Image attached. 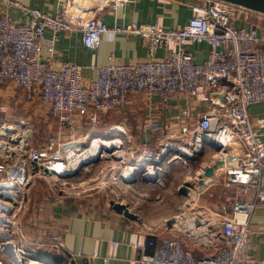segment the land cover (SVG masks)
<instances>
[{"label": "built area", "instance_id": "2783aa9c", "mask_svg": "<svg viewBox=\"0 0 264 264\" xmlns=\"http://www.w3.org/2000/svg\"><path fill=\"white\" fill-rule=\"evenodd\" d=\"M101 1L115 11L126 0ZM4 5L5 11L0 15V84L20 87L27 102L38 94L46 118L56 121L57 132L39 141L34 138L35 129L26 121H19L16 127L10 123L0 125V191L9 192L0 195V222L10 223L11 216L28 208V187L35 175L57 181L75 177L83 164L74 167L70 164V149L75 146L77 150L82 145L79 141H64L73 125L78 127L84 120L96 123L108 111L124 106L133 93L154 96L162 102L173 94L201 95L211 108L195 122L189 119V110L183 109L179 133L191 147V157L204 145L203 140L216 143L219 134L226 135L229 144L232 140L242 143L241 157L232 156L227 165L217 168L221 179L217 176L215 183L237 188L230 210L216 231L211 229L213 222L202 214L190 215L183 230L187 243L176 236L159 238L147 234L143 243H134L140 248L136 264H250L253 233L250 220L255 208L264 206V118L251 119L248 107L264 101V51L254 46L257 25L238 27L235 19L248 15L264 18V13L223 0H196L184 24L165 29L160 24L135 22L108 27L95 10L82 20L77 13L86 6L79 3H75L73 11L64 8L54 15L9 0ZM11 7L26 17L24 23L11 17ZM46 29L51 31L48 38L44 37ZM61 31L79 32L81 43L88 50L98 47L103 33L138 34L145 42L146 58L127 64L113 63L111 59L103 65L90 64L88 67L96 71V77L84 84L80 66L74 63L51 66L42 58L43 49L49 55L46 60L51 57ZM196 43H206L209 47L206 59L199 63L192 60L187 49V45ZM158 49L164 50L160 58L155 57ZM8 110V105L1 102L0 112ZM148 127L158 129L159 123L151 120ZM124 138L120 137V145L130 141L128 135ZM169 147L166 144H160L158 149L147 144L138 146L139 157L130 158V166L124 165L111 183L118 187L130 182L137 172L141 180H154L163 172L162 163L169 162L165 159ZM226 147L221 146L216 158L222 153L227 159ZM101 153L99 157L103 156ZM127 166L131 177L122 176ZM151 166L155 176L146 179L143 176ZM202 170L188 176V183H195ZM61 187L65 183H59ZM114 201L123 202L118 195ZM176 217L180 220L186 213L180 212ZM2 230L0 264H24V256H36L34 248H20L9 230ZM63 231L64 227L59 225L50 237L57 249ZM109 244L115 247L118 243L110 240ZM190 246L198 247L199 252ZM68 257L70 261L74 254Z\"/></svg>", "mask_w": 264, "mask_h": 264}, {"label": "crops", "instance_id": "0c3cea01", "mask_svg": "<svg viewBox=\"0 0 264 264\" xmlns=\"http://www.w3.org/2000/svg\"><path fill=\"white\" fill-rule=\"evenodd\" d=\"M4 1L0 0V15L5 11ZM9 1L24 7L37 8L49 15H54L64 8L73 11L75 3H79L86 6L77 13L82 20L95 10L108 27H120L135 22L137 24H160L163 28L170 29L179 27L186 22L191 15V5L196 0H126L115 11H112L109 5H102L101 0ZM99 7L101 8L99 9ZM9 12L18 23L25 22L26 17L16 7H11ZM248 24L257 25L258 38L254 46L264 51V18L248 15L235 19V25L238 27H245ZM50 35L51 31L46 29L44 37L48 38ZM187 49L192 55V60L199 63L206 59L209 47L206 43H196L187 45ZM41 54L43 60L51 66L59 63H74L80 66L82 82L85 84L96 77V71L88 67L90 64L103 65L108 63L109 59L113 63L120 64L141 60L146 58V47L143 38L138 34L117 33L109 36L103 33L100 35L98 47L88 50L82 45L79 32L61 31L58 33V40L51 57L46 60L49 55L44 49ZM163 55V49H158L155 53L156 58ZM1 91L4 93V100H2L4 103L13 101L17 105L24 100L20 87L7 84ZM25 103L20 107L21 109L46 121L45 109L40 103L38 94L31 102L25 101ZM210 108V103L202 100L201 95L173 94L166 102H162L154 96L144 97L133 93L128 96L122 108L124 115L129 114L131 120H124L125 124L121 125L136 129L137 136L135 138H138L139 147L143 144L150 145L155 149H158L160 144L170 146L168 155L165 157L169 162L162 163L163 172L159 175L164 180L175 179L181 186L188 183V176L196 175L204 167L211 165L212 159H216L215 151L206 144L202 145L199 152L193 154L192 157L180 154L171 147L185 146L189 151L191 148L188 146L187 140L183 139L179 133L182 124L181 111L189 110V119L195 122L201 113ZM111 111H119V109ZM248 114L251 119L264 118V101L250 104ZM151 120L159 123L158 129L148 127V122ZM225 150L229 153L228 157L238 158L243 154L244 148L240 141L232 140ZM176 155L178 158L175 159ZM230 159H225L224 165H227ZM217 176L221 179L219 169H215L213 175L206 179L202 185L192 189L188 196L176 192V197L180 199L179 202L183 199L185 205L193 200L197 201L200 197L204 198V203L199 205L202 208V217L219 226L230 210L237 188L234 185L225 186L215 183ZM34 190L39 193L38 197L42 191L44 192V189L38 185L34 187ZM28 198L29 204L31 203L32 206L36 204L34 193ZM38 201L39 204L34 209L36 212L32 211L33 215H30V219L27 214L23 222L22 229L26 239L34 236L37 240L40 239V241L48 243L56 227L62 225L64 231L61 233L59 250H61L60 253L67 256L74 254L71 264H136L140 248L134 243H143L149 233L159 238L176 236L178 240L187 243V235L183 230L189 224L188 218L191 213L188 210L185 218L168 224L167 221L174 217L175 213L167 211L166 208L169 206L160 199L154 200V206H142L136 211L137 207L127 205V202L124 201L129 209L137 215L136 219H129L113 211L109 205L100 204L94 200L56 199L53 201L49 199L48 201L43 196ZM181 212H185V210ZM250 226L253 230L250 237L249 252L252 256L250 264H264V206L255 208ZM110 240L116 241L118 244L111 247ZM190 247L193 251L199 252L198 247ZM78 251L80 255H76ZM94 253L97 256L93 257Z\"/></svg>", "mask_w": 264, "mask_h": 264}, {"label": "rangeland", "instance_id": "374dc122", "mask_svg": "<svg viewBox=\"0 0 264 264\" xmlns=\"http://www.w3.org/2000/svg\"><path fill=\"white\" fill-rule=\"evenodd\" d=\"M7 84L8 83L0 84V103H4L2 101L4 100V93L1 90H4ZM6 104L8 105L9 110L6 113L0 112V125H2V123H10L16 127L18 126L19 121H26L28 126L35 129L34 138L39 141L49 135L56 134V121L49 118H46V121H44L41 118H38L39 116L34 117V115L26 112V110L21 109L20 107L26 104L24 100L21 104L17 105H15L13 101H9V103L7 102ZM111 114L115 115L111 116ZM105 115V117H100L96 122V125L86 127V129H84L82 121L77 124V128L73 125L70 136L64 139V141L68 143L79 141L82 145L81 148L86 147L90 139L96 136L103 138H124L125 135H128L130 141H122L123 145H121L119 149H113L111 151H107L106 149L103 150L101 153L103 155L102 157L87 162L88 164L80 163L83 165L78 170L75 177L69 178L66 181H57L35 175L28 187V197H31V194L34 193L36 204L32 206L30 203L28 208L26 207L25 209H22V212H17L15 217L11 216L9 218L10 223L0 222V227L2 226V228L9 230L12 240L20 248L29 247L36 250V256H24L23 261L26 262L24 264H32L31 262L34 260L37 262L35 264H71L69 257L60 253L61 250L53 246L51 238L48 244L47 241L44 243L43 241H40V239L37 240L34 236H30L29 239H26L23 232L22 228L24 219L27 217V214L28 216L31 214L33 215L32 211L35 207L37 208L39 204L38 199L43 198V196L46 197L48 201L49 199H52L53 201L56 199L94 200L97 203H102L108 206L109 200H115V196L118 195L123 202H127V205L130 204L133 207H137L135 208V211L139 210L142 206L150 205L152 207L154 206V200L160 199L169 206L166 208L167 211L175 213L174 216L178 215V213L183 210H185L186 215L188 210L191 215L192 212L202 214V208H200L199 205L204 203V198L200 197L197 201L193 200L188 202V205L184 204L183 199L179 202L180 199L176 197V192H178V187L180 186L175 179L164 180V178L159 175L155 176L154 180H141L139 179L140 172H137L134 179L130 182L121 183L118 187L111 183L114 175H116L124 165L131 164L130 158L135 157V159H137L140 152L137 150V139L132 131L134 129L121 125L122 123L125 124V121L131 120L130 115H124L122 109H119V111H111ZM74 147L75 146L70 150H74ZM1 180L2 177L0 176V183L2 182ZM59 183H65V187L59 188ZM36 185L41 186L44 189V192L42 191V193H40V197H38L39 193L34 190ZM114 192H116V194ZM34 212H36V210H34ZM30 218L31 216L29 219ZM2 228H0V231H3ZM217 228V224H211V229L213 231H216ZM0 236H4V234H0ZM8 239L9 241H12L10 237ZM3 241L6 240L4 239Z\"/></svg>", "mask_w": 264, "mask_h": 264}, {"label": "bare ground", "instance_id": "6f19581e", "mask_svg": "<svg viewBox=\"0 0 264 264\" xmlns=\"http://www.w3.org/2000/svg\"><path fill=\"white\" fill-rule=\"evenodd\" d=\"M119 130V129H118ZM214 139V138H213ZM216 143H218L220 146H227L229 144L228 138L226 135L219 134L216 138ZM121 139L119 137H111V138H103V137H93L90 139L86 147L77 149V150H70V164L74 167L77 163H87L96 160L99 158L100 153L103 150L111 151L113 149H119L121 147L120 145ZM173 149H175L178 153L188 155L190 157L191 152L189 149L185 146H171ZM172 149V148H171ZM178 158V156H175V159ZM173 159V158H172ZM155 170L154 167L151 166L147 168L146 174L143 177H146L147 179H150L151 177H154ZM132 172L128 170V167H126L124 173L122 174L123 177H131ZM129 179V178H126ZM211 180V179H209ZM6 195L9 194L7 191H0V195ZM1 230V229H0ZM2 231H0L1 233ZM22 263V260H21ZM32 264L37 263L36 260L31 262Z\"/></svg>", "mask_w": 264, "mask_h": 264}, {"label": "water", "instance_id": "95a60500", "mask_svg": "<svg viewBox=\"0 0 264 264\" xmlns=\"http://www.w3.org/2000/svg\"><path fill=\"white\" fill-rule=\"evenodd\" d=\"M223 1L237 4L253 11L264 13V0H223ZM203 144L211 146L212 149L215 151V153H219L221 150V146L215 142L203 140ZM219 156L220 157L216 158L211 165H207L206 167L203 168L202 173L200 174V176L197 177L195 183L193 184L185 183L181 185L178 189V192L183 194L184 196H188L192 189L202 185L206 179L210 178L213 175L214 170L224 164L225 156L222 153H220ZM230 158L231 157H227V159ZM32 164L36 166L35 162H32ZM108 204L110 208L118 214H122L123 216L129 219L137 218V215L134 212H132L129 209V207L123 202L114 201L111 199L109 200ZM177 219L178 217L174 216L171 219H169L167 223L171 224Z\"/></svg>", "mask_w": 264, "mask_h": 264}, {"label": "trees", "instance_id": "16d2710c", "mask_svg": "<svg viewBox=\"0 0 264 264\" xmlns=\"http://www.w3.org/2000/svg\"><path fill=\"white\" fill-rule=\"evenodd\" d=\"M2 84H4V83H2ZM123 107H124V106L120 107L119 109H122ZM110 112H111V111H108L106 114H108V113H110ZM112 115H115V114H111V116H112ZM105 116H106V115H105ZM105 116H103V117H105ZM101 117H102V116H101ZM98 124H99V123H98ZM82 125L84 126V129H86V127L96 125V123L94 124V123H90V122L84 120ZM133 129H134V128H133ZM132 131H133V133L135 134V137H136V136H137V135H136V129H134V130H132ZM137 143L139 144L138 138H137ZM45 204H46V202H45ZM46 214H47V212H46Z\"/></svg>", "mask_w": 264, "mask_h": 264}]
</instances>
